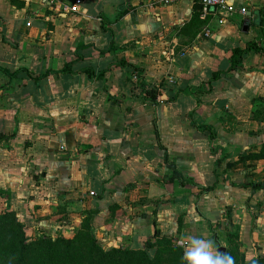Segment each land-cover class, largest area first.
<instances>
[{
	"label": "crops",
	"instance_id": "1",
	"mask_svg": "<svg viewBox=\"0 0 264 264\" xmlns=\"http://www.w3.org/2000/svg\"><path fill=\"white\" fill-rule=\"evenodd\" d=\"M75 1L0 0V203L31 233L67 234L88 215L106 246L143 248L160 230L255 257L264 51L229 68L234 48L264 45V0H228L246 14L223 24L197 0ZM134 73L146 86L171 75L175 99L146 101Z\"/></svg>",
	"mask_w": 264,
	"mask_h": 264
},
{
	"label": "rangeland",
	"instance_id": "2",
	"mask_svg": "<svg viewBox=\"0 0 264 264\" xmlns=\"http://www.w3.org/2000/svg\"><path fill=\"white\" fill-rule=\"evenodd\" d=\"M237 19L239 20L238 16ZM211 21L212 19L209 17L208 22ZM7 212H13L14 215L3 216L4 218L0 219V242L5 237L3 247L0 246V264H34L38 254L47 256L46 252L51 249L56 250L54 253L55 259L52 264H187L182 259L187 249L186 245L176 244L178 246L177 249L171 248L172 245L170 242L174 243L175 237L170 234H164L160 230H158V238H149L151 240L150 249L144 250V247L138 248L137 250L140 252L136 256H133L134 254L127 251L123 253L125 258L122 259V255L117 252H112V249L128 250L126 248H133L121 245L106 246L94 233L93 235L96 241L93 242L90 235L85 233L84 229L82 230L83 222L88 221L90 225L92 223V219L89 221V218H87L88 215L83 218L81 225L77 229L67 234L59 233L52 235L46 231L44 232L43 229H41L42 231H34L31 233L10 204L3 206L0 203V216L3 213L7 214ZM35 222L36 227L39 221L35 220ZM16 223L23 224V232L30 239L29 241H22V230L16 226ZM44 238H57L60 241L57 243L58 245H49L44 242L46 240ZM233 241H235V238ZM218 245L225 247V254L233 257L234 264H245L252 259L246 260L245 253L235 248V242L234 245L228 243L224 245L220 243ZM1 249L5 250L2 251ZM88 252L90 254L89 259L87 256ZM103 252L109 255L102 257L101 254ZM258 252L255 257L258 255H263L264 257V249H258ZM21 256L22 259L20 260ZM255 264H264V260L258 261Z\"/></svg>",
	"mask_w": 264,
	"mask_h": 264
},
{
	"label": "trees",
	"instance_id": "3",
	"mask_svg": "<svg viewBox=\"0 0 264 264\" xmlns=\"http://www.w3.org/2000/svg\"><path fill=\"white\" fill-rule=\"evenodd\" d=\"M123 12H120L118 13L117 17L116 18H119L121 15H122ZM104 29L106 30H109L108 27H105L103 26ZM263 36H264V31H263ZM250 50H255V51H264V45L261 46L259 44H257V42L255 41H250L246 44V46L244 48H241V47H237V48H234L232 50V53H231V56H230V68L229 70L231 69H237V68H241L242 67V59H243V56L244 54L248 53ZM121 64L122 65H130L129 63H127L126 61H121ZM3 71L5 72H8L6 69H3L1 68ZM68 68H64V71H67ZM134 70H137V69H134ZM85 72L87 73L88 76H93V71L90 70V69H86ZM228 72V71H227ZM227 72H223L225 75H227ZM222 74V72H215L213 74V80L217 79L220 77V75ZM103 73H99L98 74V77L102 76ZM140 78V77H139ZM139 92L140 94H142V96L146 97V99H148L149 102L153 103V104H156V97L157 95L163 97L164 101L165 102H171L175 99V96L177 93H175L174 95L172 96H167L165 91L162 90V84L160 83L159 85H149V86H146L145 83L141 80L140 78V82H139ZM178 92H180L178 90ZM198 129L200 130H211L210 127L208 126H199ZM211 138H212V133H211ZM249 157H253V158H262L264 157V143H263V146L260 150L259 153L257 154H252V155H249ZM9 215H14L13 212H7V214H2V216H0V219L4 218L3 216H9ZM89 218V217H87ZM89 221H90V218H89ZM16 226L22 230V241L23 242H26V241H29L30 239L28 237L25 236L24 232H23V224L21 223H16ZM85 230V233L89 234L92 241L95 242L96 241V238L94 237L93 235V231H92V227L90 225V223L87 221L83 222V225H82V230ZM153 237H156L158 238V230L155 231V234L152 236ZM46 239V238H44ZM2 242H0V246L3 247V244H4V241H5V237H3L1 239ZM60 241V239H52V238H47L46 240H44V242H46L47 244L49 245H58L57 243ZM150 239H147L146 241V244L144 246V250H148L150 249ZM170 242V241H169ZM171 243V248H175L177 249L178 246L176 244H174L173 242H170ZM25 248V246H24ZM9 249V248H8ZM128 250H121V249H112V252H117V253H120L122 255V259L125 258V255L123 253H126L127 251H130V253L134 254L133 256H136L140 251H138L137 249H129V248H126ZM2 251H4L5 249H1ZM55 249H51L49 251H47V256L43 255V254H38L37 255V260L34 262V264H52L54 262V253H55ZM68 255V254H67ZM74 255V254H73ZM109 255L108 253L106 252H103L101 254L102 257L104 256H107ZM87 256H88V259L90 258V254L89 252L87 253ZM22 259V256L20 258V260ZM264 260V257L263 255H258L257 257L255 258H252L250 261L246 262L245 264H255L257 263L258 261H263ZM18 264V263H16Z\"/></svg>",
	"mask_w": 264,
	"mask_h": 264
},
{
	"label": "built area",
	"instance_id": "4",
	"mask_svg": "<svg viewBox=\"0 0 264 264\" xmlns=\"http://www.w3.org/2000/svg\"><path fill=\"white\" fill-rule=\"evenodd\" d=\"M81 0H76L75 3L73 5H71L70 10L71 11H77V5L80 3ZM159 4H162L164 6L167 5H171L173 4L176 0H156ZM201 6H202V10L205 14H208L210 12L214 13L212 14L213 16H215L217 18V22L219 24H223L227 21V19L236 14L239 13L241 15H245L246 14V9L243 7H235L232 3H230L228 0H197ZM202 36L203 37H210L211 36V29L210 27L207 26V28L205 30H203L202 32ZM174 54V53H173ZM182 56L185 55V52L181 53ZM169 56H172V53H169ZM133 80L136 83V90H140L139 88V75L137 73L133 74ZM175 79L169 75L167 77H165V79L161 82L162 87L163 86H171L173 84H175ZM146 101H148V99H146V97L142 96ZM163 97L157 95L156 97V103H161L163 102ZM60 148H64L63 145L60 146Z\"/></svg>",
	"mask_w": 264,
	"mask_h": 264
},
{
	"label": "clouds",
	"instance_id": "5",
	"mask_svg": "<svg viewBox=\"0 0 264 264\" xmlns=\"http://www.w3.org/2000/svg\"><path fill=\"white\" fill-rule=\"evenodd\" d=\"M187 264H234L233 257L213 253L211 240L193 239L182 257Z\"/></svg>",
	"mask_w": 264,
	"mask_h": 264
},
{
	"label": "water",
	"instance_id": "6",
	"mask_svg": "<svg viewBox=\"0 0 264 264\" xmlns=\"http://www.w3.org/2000/svg\"><path fill=\"white\" fill-rule=\"evenodd\" d=\"M250 13L247 14V16L243 19V22H242V30L245 32L248 30V27H249V23H250ZM225 247L223 246H218L217 247V253L220 254V255H224L225 254Z\"/></svg>",
	"mask_w": 264,
	"mask_h": 264
}]
</instances>
